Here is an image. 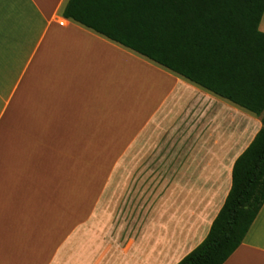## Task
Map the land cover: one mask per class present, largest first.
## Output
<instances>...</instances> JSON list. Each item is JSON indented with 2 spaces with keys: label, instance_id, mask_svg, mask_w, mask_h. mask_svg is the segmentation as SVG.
<instances>
[{
  "label": "crops",
  "instance_id": "1",
  "mask_svg": "<svg viewBox=\"0 0 264 264\" xmlns=\"http://www.w3.org/2000/svg\"><path fill=\"white\" fill-rule=\"evenodd\" d=\"M68 2L0 0V264H177L261 117L66 18ZM224 264H264V206Z\"/></svg>",
  "mask_w": 264,
  "mask_h": 264
},
{
  "label": "trees",
  "instance_id": "2",
  "mask_svg": "<svg viewBox=\"0 0 264 264\" xmlns=\"http://www.w3.org/2000/svg\"><path fill=\"white\" fill-rule=\"evenodd\" d=\"M263 15L264 0H69L65 8L66 18L261 117L207 237L177 264H224L264 206Z\"/></svg>",
  "mask_w": 264,
  "mask_h": 264
},
{
  "label": "rangeland",
  "instance_id": "3",
  "mask_svg": "<svg viewBox=\"0 0 264 264\" xmlns=\"http://www.w3.org/2000/svg\"><path fill=\"white\" fill-rule=\"evenodd\" d=\"M263 23H264V17H263Z\"/></svg>",
  "mask_w": 264,
  "mask_h": 264
}]
</instances>
